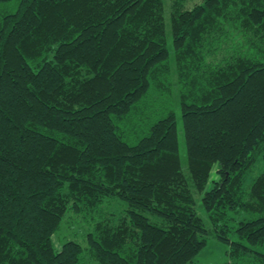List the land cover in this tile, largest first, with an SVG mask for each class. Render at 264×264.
Returning <instances> with one entry per match:
<instances>
[{
	"label": "trees",
	"instance_id": "1",
	"mask_svg": "<svg viewBox=\"0 0 264 264\" xmlns=\"http://www.w3.org/2000/svg\"><path fill=\"white\" fill-rule=\"evenodd\" d=\"M186 1L0 0V264H264V0Z\"/></svg>",
	"mask_w": 264,
	"mask_h": 264
},
{
	"label": "rangeland",
	"instance_id": "2",
	"mask_svg": "<svg viewBox=\"0 0 264 264\" xmlns=\"http://www.w3.org/2000/svg\"><path fill=\"white\" fill-rule=\"evenodd\" d=\"M200 0H187L186 6L191 7L196 4ZM168 4H172L173 0H166ZM168 48L170 50L171 57L173 58V46H172V35L171 33L168 35ZM176 92H174V100L176 97ZM172 111L176 114V122L178 129V141H179V149L180 155L182 159V166L185 174L188 179H190L189 171H188V161H187V147L185 141V133H184V125L182 120V113L180 109L179 103L172 104ZM162 115H159L161 117ZM157 119V116L155 117ZM139 138H133L130 142L135 143ZM262 160V159H261ZM258 160L257 164L254 166L252 171L246 175L247 184H250L253 181V178L257 176L260 172L264 170V162ZM217 178L215 169L212 171L211 179ZM211 188V183L208 184L207 189ZM192 190L194 191V195L196 198V210L197 212L207 220V213L202 205V196L203 193H198L195 190V187L192 184ZM90 231L88 224L84 221L83 217H81L76 212L70 210L62 220V223L59 229L54 234L52 241L53 246L56 251L61 250L63 244L68 240H74L82 244L83 247L87 246L86 236ZM228 245L221 240H219L212 228L209 229V235L207 239L206 246L202 249V251L198 254L195 259L194 264H231L232 260L226 253ZM258 251L264 252L263 247H255ZM254 255H247L242 259L236 260L237 264H256L254 262Z\"/></svg>",
	"mask_w": 264,
	"mask_h": 264
},
{
	"label": "crops",
	"instance_id": "3",
	"mask_svg": "<svg viewBox=\"0 0 264 264\" xmlns=\"http://www.w3.org/2000/svg\"><path fill=\"white\" fill-rule=\"evenodd\" d=\"M227 250H228V247H227ZM227 250H226V253H227ZM228 255V254H227Z\"/></svg>",
	"mask_w": 264,
	"mask_h": 264
}]
</instances>
